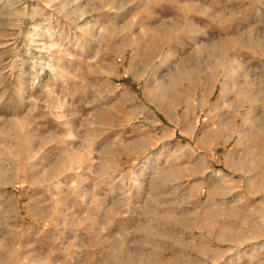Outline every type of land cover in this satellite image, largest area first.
Instances as JSON below:
<instances>
[{
	"label": "rangeland",
	"instance_id": "374dc122",
	"mask_svg": "<svg viewBox=\"0 0 264 264\" xmlns=\"http://www.w3.org/2000/svg\"><path fill=\"white\" fill-rule=\"evenodd\" d=\"M0 264H264V0H0Z\"/></svg>",
	"mask_w": 264,
	"mask_h": 264
},
{
	"label": "bare ground",
	"instance_id": "6f19581e",
	"mask_svg": "<svg viewBox=\"0 0 264 264\" xmlns=\"http://www.w3.org/2000/svg\"><path fill=\"white\" fill-rule=\"evenodd\" d=\"M263 220V219H262ZM263 223V222H262Z\"/></svg>",
	"mask_w": 264,
	"mask_h": 264
}]
</instances>
